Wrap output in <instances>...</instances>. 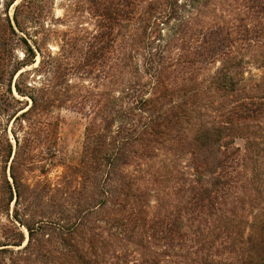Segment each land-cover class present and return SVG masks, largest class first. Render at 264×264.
<instances>
[{"label": "trees", "instance_id": "1", "mask_svg": "<svg viewBox=\"0 0 264 264\" xmlns=\"http://www.w3.org/2000/svg\"><path fill=\"white\" fill-rule=\"evenodd\" d=\"M17 1L0 10V264H264V0H76L84 36H52L54 0ZM61 110L85 121L73 165Z\"/></svg>", "mask_w": 264, "mask_h": 264}, {"label": "rangeland", "instance_id": "2", "mask_svg": "<svg viewBox=\"0 0 264 264\" xmlns=\"http://www.w3.org/2000/svg\"><path fill=\"white\" fill-rule=\"evenodd\" d=\"M19 1L20 0H18L17 3ZM76 3V0H54L52 14L53 19H56L57 21L51 23L50 28L54 32L52 36H84L85 31L92 33L95 30V20L92 19L91 16L87 15L88 11L79 8ZM0 10H2V0H0ZM11 15L12 9H9V16ZM76 26H79L80 31L75 29ZM54 38L55 39L48 43V46L51 52L56 53L58 51L57 44L60 38ZM16 55L20 58V50L16 51ZM38 60L39 59L37 58L36 62H38ZM255 74H259V72L256 71ZM56 116L60 119L58 146L61 153V159L64 161L63 163L73 165L76 163L81 149L85 121L81 118V116L70 110L58 111L56 112ZM246 142L247 141L245 140H235L233 148H238L240 152L239 154L243 159L242 166L240 165L237 170L246 172L247 175H250L253 170L249 161L246 160V157L249 155ZM231 167L233 168V171H231V182L229 184L231 186L229 191L230 196L227 200L229 204L236 196V189L234 188L242 186L243 183L241 179L239 181L236 180L234 175L235 167L233 164H231ZM261 167L264 166L260 165L259 168ZM61 172V166H53L49 174V178L53 180L55 176L60 175ZM263 206L264 203L259 204V207ZM23 231L25 232V230Z\"/></svg>", "mask_w": 264, "mask_h": 264}]
</instances>
